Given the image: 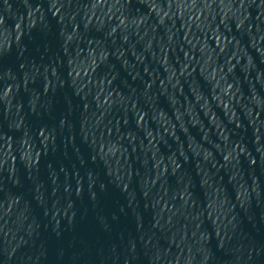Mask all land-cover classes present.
<instances>
[{"label":"water","instance_id":"1","mask_svg":"<svg viewBox=\"0 0 264 264\" xmlns=\"http://www.w3.org/2000/svg\"><path fill=\"white\" fill-rule=\"evenodd\" d=\"M0 264H264V0H0Z\"/></svg>","mask_w":264,"mask_h":264}]
</instances>
